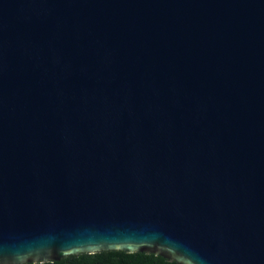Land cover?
<instances>
[{"label": "water", "instance_id": "obj_1", "mask_svg": "<svg viewBox=\"0 0 264 264\" xmlns=\"http://www.w3.org/2000/svg\"><path fill=\"white\" fill-rule=\"evenodd\" d=\"M109 250L264 264V0H0V264Z\"/></svg>", "mask_w": 264, "mask_h": 264}, {"label": "trees", "instance_id": "obj_2", "mask_svg": "<svg viewBox=\"0 0 264 264\" xmlns=\"http://www.w3.org/2000/svg\"><path fill=\"white\" fill-rule=\"evenodd\" d=\"M28 264H177L157 254L148 252H125L120 250L80 253L59 261Z\"/></svg>", "mask_w": 264, "mask_h": 264}]
</instances>
